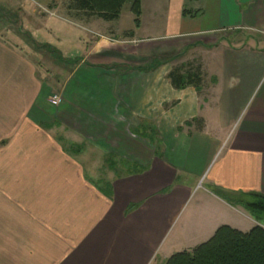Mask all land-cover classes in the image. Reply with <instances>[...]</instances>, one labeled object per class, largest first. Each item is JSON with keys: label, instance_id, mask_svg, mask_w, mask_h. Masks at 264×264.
<instances>
[{"label": "crops", "instance_id": "0c3cea01", "mask_svg": "<svg viewBox=\"0 0 264 264\" xmlns=\"http://www.w3.org/2000/svg\"><path fill=\"white\" fill-rule=\"evenodd\" d=\"M68 5L0 0V264H144L167 236L174 179L205 188L161 247L165 262L221 226H257L227 197L264 198V0H140L138 27L107 33ZM7 15L84 56L50 86ZM195 51L200 88L174 89V58Z\"/></svg>", "mask_w": 264, "mask_h": 264}, {"label": "rangeland", "instance_id": "374dc122", "mask_svg": "<svg viewBox=\"0 0 264 264\" xmlns=\"http://www.w3.org/2000/svg\"><path fill=\"white\" fill-rule=\"evenodd\" d=\"M133 1L134 0H128L127 3L123 6L118 20H114L111 22H104L103 20L102 21L98 20L96 22L97 27L101 31H104L105 33H107L108 31L114 32L119 29H124V30L131 29L133 26L134 16L131 13L130 9ZM72 14L75 16L79 15L74 11ZM3 21L8 22L10 28L12 27L11 30L16 35L13 36L15 37L16 41L20 43L22 42L26 43L23 49L24 55L32 62H35L34 64L36 66L38 77L43 79L42 77L44 76L46 78L45 80L50 86L53 87L57 86L55 82L60 80L58 76L60 74L57 73V70H62L63 72H65V70H68V68L65 67L66 64L77 60L79 57L84 56V52H82L81 48L78 45L67 43L68 39H70L69 37H62L64 38L61 39V41L63 42H61L59 45L50 46L49 48L46 43L52 44L53 37L40 34L34 30L27 28L21 30L19 21L9 17V15L3 17ZM11 30H9L10 33ZM142 37L143 36H139V38ZM200 51L189 52L187 55L185 54L181 55V57H177L174 55V57L183 58V60L179 62L177 61L176 58H174V60H176L174 68L182 66L185 70L188 71L198 70L199 69L198 60L202 58L201 54H203ZM222 55H223L222 51H216L215 53H213L211 58H209V60L207 57L206 58L209 64H211L214 69L218 70L220 63H222L225 59V57ZM181 63L184 64L182 65ZM53 92L54 90H52V92L48 91L47 102H48V98L51 96V93ZM203 178L195 182V184L194 182L186 183L184 188H181L180 186L183 185V182H181V180L179 182L177 181V179H174L171 180L169 184L164 188L163 192L166 194L167 191L169 190L168 192H170V194L179 191L180 195L178 196L176 202H173V204L171 205V208L173 207L174 208L171 210L170 215L168 216V220H170V226L168 229L167 236L159 244H155L154 253L152 254L151 257H149L146 260L144 264H165V261L163 260L160 251L161 247L165 244V242L169 240L168 236L172 233V231L175 229L177 224H179L182 220H184L188 216L190 211L199 202V200L203 199V195H204L203 189L205 188V183ZM143 184H144L143 182L140 183L141 186H143ZM103 189L106 192L110 191V189L104 186ZM160 193L161 191L157 192V194H153V195L149 194L146 195V197H141L138 198V200H133L131 203L127 205V208L125 210L126 213L130 214L136 211L139 207L141 206L143 207L144 205H147L149 198L152 199ZM227 198L232 200L233 203L240 205L238 206V208L237 207L235 208L236 214L238 215L237 218L243 220L244 222H249L247 223L249 227L253 223V225H257L264 229V212H259L257 209H251L245 206V204L247 203H256L257 202L256 200L247 199V198L245 199L234 196H228Z\"/></svg>", "mask_w": 264, "mask_h": 264}, {"label": "trees", "instance_id": "16d2710c", "mask_svg": "<svg viewBox=\"0 0 264 264\" xmlns=\"http://www.w3.org/2000/svg\"><path fill=\"white\" fill-rule=\"evenodd\" d=\"M128 0H69L68 9L87 17H96L105 22L117 20ZM134 26L139 25L140 0L131 5ZM159 66L155 63L154 67ZM171 86L176 90L193 87L197 91L201 86L198 70L184 71L173 69L169 75ZM78 150V148H77ZM256 203H247L246 207L264 212V198ZM165 264H264V229L255 226L242 233L227 226L219 227L214 235L188 252L175 253Z\"/></svg>", "mask_w": 264, "mask_h": 264}, {"label": "built area", "instance_id": "2783aa9c", "mask_svg": "<svg viewBox=\"0 0 264 264\" xmlns=\"http://www.w3.org/2000/svg\"><path fill=\"white\" fill-rule=\"evenodd\" d=\"M60 102H61V99L58 95L53 94L48 98V104L52 107L58 106Z\"/></svg>", "mask_w": 264, "mask_h": 264}]
</instances>
